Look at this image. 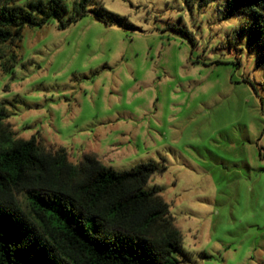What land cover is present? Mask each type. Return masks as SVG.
<instances>
[{"label": "rangeland", "instance_id": "1", "mask_svg": "<svg viewBox=\"0 0 264 264\" xmlns=\"http://www.w3.org/2000/svg\"><path fill=\"white\" fill-rule=\"evenodd\" d=\"M73 14L74 0H62ZM252 18L226 0H90L64 28L0 45V103L16 138L77 164L164 166L177 264H264V70ZM24 204L20 196L17 197Z\"/></svg>", "mask_w": 264, "mask_h": 264}, {"label": "trees", "instance_id": "2", "mask_svg": "<svg viewBox=\"0 0 264 264\" xmlns=\"http://www.w3.org/2000/svg\"><path fill=\"white\" fill-rule=\"evenodd\" d=\"M89 1L74 0L64 20L62 0H0V45L20 40L24 26L57 19L64 28ZM226 7L228 17L252 18L248 42L260 47L256 66L264 70V0ZM7 117L0 103V264H177L173 255H185L168 204L145 189L164 166L116 171L92 154L73 164L65 148L46 147L38 134L16 138Z\"/></svg>", "mask_w": 264, "mask_h": 264}]
</instances>
